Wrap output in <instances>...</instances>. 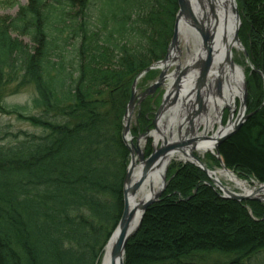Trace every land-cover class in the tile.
Masks as SVG:
<instances>
[{"label":"trees","instance_id":"trees-1","mask_svg":"<svg viewBox=\"0 0 264 264\" xmlns=\"http://www.w3.org/2000/svg\"><path fill=\"white\" fill-rule=\"evenodd\" d=\"M236 2L238 38L251 65L250 115L218 154L224 166L264 183V168L237 157L232 145L248 141L264 157V0ZM17 6L0 17V112L39 131L0 142V264H99L123 210L130 153L122 117L131 84L165 57L178 4L27 0ZM153 78L151 70L136 86ZM11 84L15 92L33 86L36 113L4 102ZM160 100L158 90L137 107L133 138L152 128ZM167 179L161 200L146 209L126 244L124 264H261L262 202L221 198L205 172L188 163L172 165Z\"/></svg>","mask_w":264,"mask_h":264},{"label":"water","instance_id":"water-1","mask_svg":"<svg viewBox=\"0 0 264 264\" xmlns=\"http://www.w3.org/2000/svg\"><path fill=\"white\" fill-rule=\"evenodd\" d=\"M235 5H233V11L235 13L236 17V25L234 26L233 35L234 39L237 43V46L241 49H243V46L241 45L240 39L238 38V30L240 26V16L239 11L236 6V1L234 0ZM178 3V12L175 17L174 21V28L173 35L171 42L169 44L168 50L166 51V56L162 59V61L155 62V64L151 65L147 69L143 71V73L147 72L150 69H160V73L157 77V80L154 81L152 84H150L148 87H146L142 92L137 93L135 84L136 80L133 82L132 88H131V95L130 99L128 101V104L126 106V111L124 114L123 120L124 125L122 127V139L125 143V145L128 147L130 152V162L127 167L124 183H123V210L121 213V216L118 220V223H116V227L110 234V237L107 240V243H105V246L103 248V254L101 256L100 264H123V258H124V252H125V245L128 240V238L134 233V231L138 228L139 222L141 221L142 215L146 208L151 205L156 199H158V196L161 194V189L165 187V176L162 175V185L160 186L157 191L147 198L143 203H141L139 209L140 214L139 218H136V209L133 202V199L136 197L138 190L140 189L141 185L144 182L146 173L152 168L155 161L162 156L164 153L171 149H177L181 150L183 147L193 144L196 139L199 137H189L188 133L192 132V123L194 120V117L199 113L201 107V99L199 96V92L201 88L205 84V78L208 75V70L210 68L211 64V57H212V50H214L211 46L212 43V33H210L207 29H205V26L203 25V22L198 21L195 19L194 14H192L190 6L188 4V0H177ZM185 21L192 25L196 31L201 36V46L204 49L206 59H200L198 61H191L190 64L185 65L181 67L180 65H176L173 71L166 73L170 65H172V61L176 60L175 55H173V51L178 50V35H179V28L180 25H182V21ZM244 53L247 56V53L244 49ZM192 68L193 72L198 70V78H196L194 86H196V89H194V86L191 85V87H188V81L184 80V77L187 76L188 69ZM142 76V73L140 74ZM168 80V88L165 89L161 103L156 111L155 119L153 121L154 123V130L148 131L146 133L141 134L136 139V144H133L131 141L129 126H130V118L133 114L134 107L136 103H140L146 96L153 95V93L162 85H165V81ZM217 91H220V81L217 82ZM264 90V89H263ZM242 94V101L240 104V114L241 116L236 119L235 122H231V116H229L227 123H231V127L229 131H226L225 133L218 135V138L216 139V144L219 145L222 141L227 139L233 131H236L242 124V120H245L250 114H246L244 116L245 111V96H246V90L244 87ZM197 103L198 109L196 110L195 101ZM193 101V102H191ZM191 102V103H189ZM170 107H173L175 109L176 114L179 119L177 121H169L168 122V130L169 136L165 137L166 135L161 132V135H157V118L158 115H161L162 112L165 110H169ZM186 113L184 114V112ZM242 112V113H241ZM243 118V119H242ZM242 119V120H241ZM175 123H178L176 135H174L171 131ZM188 123L189 127H186L182 133V127H184V124ZM219 128L216 130L218 132ZM153 136L155 141V146L152 149V152L145 157L144 152L139 149L138 142L140 139H146L147 137ZM205 137V136H201ZM210 138V137H206ZM159 142V145H157V142ZM194 160L197 162L198 167H200L204 172H206L209 176V170L204 167V165L201 164V162L194 156ZM136 166L140 167V171L138 175L134 174V170ZM165 174V173H164ZM211 183L219 190L220 197L221 198H229L235 201H246V200H253V201H264V183L258 184L257 187L253 188L250 192L246 193L244 191L241 192H234L232 190H229L226 187H223L224 185L216 179H213L209 177Z\"/></svg>","mask_w":264,"mask_h":264},{"label":"bare ground","instance_id":"bare-ground-1","mask_svg":"<svg viewBox=\"0 0 264 264\" xmlns=\"http://www.w3.org/2000/svg\"><path fill=\"white\" fill-rule=\"evenodd\" d=\"M192 14H194L195 19L200 22H203L205 29L212 33V66L208 70V75L205 78V84L202 88V96L204 98V103L207 105L208 109L213 110L214 115H211L208 110L207 113H201V118L196 119L192 125V132L188 134L189 137H198L200 134L196 131V128L200 126H205V131L202 133H207L209 130H212L215 126V123L219 121V110L223 105H228L229 108L235 107L236 98L242 96L244 90V75L243 68L232 61V49L237 46V43L234 39L233 30L236 25V17L233 11V5H235L234 0H188ZM188 29L192 35L191 39L195 45L196 52L190 53V56L187 61H198L205 56L203 47L200 45L198 40V35L194 29L187 27L186 22L183 20L182 25L179 28V36L185 35V30ZM175 54V53H174ZM173 54V55H174ZM176 55V54H175ZM192 68L188 69L187 76L184 77V80H187L188 87L191 85L194 86L195 79L198 75V70L193 72ZM220 81V91L216 92L214 90L217 82ZM165 110L158 115L157 118V135H161L163 132L166 136H169L170 130H168V121L176 120L177 115L175 109ZM167 112V113H166ZM186 111L184 112V114ZM242 113V112H241ZM169 115V118L166 119V116ZM239 116H241L239 112ZM240 118V117H239ZM199 122V123H198ZM178 124V123H177ZM231 123H228L227 126L219 127L218 132H214L210 138H198L193 144L183 147L181 150L171 149L160 156L152 166V168L146 173L143 184L137 192L136 197L133 199V204L136 209V218H139L140 214V205L147 198L152 196L157 189L162 185V175H164L165 170L167 169L168 163L174 158L178 160L191 162L194 160V152L205 153V152H214L215 144L218 135L229 131ZM176 126L172 128V133L176 135ZM186 127H182V133ZM140 167L136 166L134 174L138 175ZM213 177L217 179L219 177H225L228 182L233 184V187L240 189L246 193L250 192L252 188L248 187V183L242 180H239L226 169H218L214 173L211 172Z\"/></svg>","mask_w":264,"mask_h":264},{"label":"rangeland","instance_id":"rangeland-1","mask_svg":"<svg viewBox=\"0 0 264 264\" xmlns=\"http://www.w3.org/2000/svg\"><path fill=\"white\" fill-rule=\"evenodd\" d=\"M26 1L27 0H0V17L5 16V15H10V16L13 15L17 11V8H18L17 5L21 6V5L25 4ZM236 6H237V2H236ZM237 9H238V6H237ZM238 11H239V9H238ZM239 16H240V11H239ZM240 21H241V17H240ZM240 25H241V23H240ZM187 27H191V26L188 25ZM239 28H240V26H239ZM186 30H188V29H186ZM238 33H239V30H238ZM191 37H192V35L190 34L189 31L187 33H185V35L183 34V35L179 36L178 47L180 49V54H178L177 60L175 61L176 63H174V65H176L178 62L181 66H184L185 63L187 62L188 58H189V53L195 51V45H194ZM22 39H23V41L28 42L27 38H22ZM240 42H241V45L243 46V49L239 48L238 46L231 48L232 49V61L235 64H237L243 68L244 87L246 90L245 111H247L248 90H247L246 79L248 77L247 68L251 67V65L248 61V56H246L244 53V49H245L244 45H243L241 40H240ZM173 67L174 66L172 64V66L169 68V71L173 70ZM153 71H154V78L146 81V83L144 84L145 85L144 87H136L137 92L142 91L143 88L145 89L146 86H148L152 81H154L157 78L158 73H159V69H153ZM13 86H14V84L7 85L6 90H4V92H3L4 102L7 105L26 106L27 108H29L28 112L36 113L37 111L33 110L31 107L32 106L31 100L35 95V90H34L33 86L29 85V86L22 87L19 90H17V92L14 91L15 87H13ZM165 89H166V86L161 87V89H160L161 94L164 93ZM242 99H243L242 96H239L238 98H236V101H234L235 102L234 108H229L228 105L222 108V110L220 112L221 113V123L224 126L228 125L227 121H228L229 116H231V122H235L236 119H238L239 111H240V104H241ZM137 107H139V105L135 106V108H134L133 114L130 118V126L132 124H134L135 117H133V116H134L135 110H137ZM245 111H244V116L246 115ZM212 115H213V113H212ZM167 118H169V115L166 116V119ZM245 120H242V123ZM217 126H218V123L216 122L214 128L212 130H209V133L206 136L207 137L211 136V134L217 130ZM38 131H39V129H34L32 126H30V124L28 122H26L25 119L21 118L19 115L7 113L4 111L0 112V142H4V141L7 142L9 140L13 141L15 139L13 134H16V133L22 135L23 132H26V133L27 132H37L38 133ZM197 131L199 133L202 132L203 131V125L200 126L197 129ZM235 132L236 131H233V133H235ZM130 135L132 137V139H131L132 143L136 144V139H137V137H139L140 134L134 138H133L132 134H130ZM231 135H232V133H231ZM204 138H206V137H204ZM146 143H147L146 140H141V139L138 142L139 149H141L144 153H145ZM232 145L237 147L236 148L237 149L236 150L237 157H238V155L240 156V154L245 156V157L247 156L251 159L250 163L253 166H255V167L257 166L259 168H264V157H263V155H261L262 151H259L255 148L254 149L250 148L248 141H245V140L244 141H242V140L234 141ZM218 146L219 145L217 144L214 152H205L204 154L203 153L200 154L198 152L193 153L195 155V157L201 162V164L204 165V167L209 170V172H210L209 176L205 172L208 179H209V177H211V178L219 181L220 184L222 183L224 185L223 187H226L229 190H232L234 192H241L240 189L233 187L234 185L231 184L230 182H228L225 177H219L217 179L216 177H213V175L211 174V172L214 173L218 169H226L230 173L232 172V174H234V176H236L237 179L247 182L249 188H255L258 186V184H260V182L256 181L255 179L245 178V177L241 176L239 173H237L235 170L231 169V167L228 168L227 166H224L225 164H224L222 158L220 157V155L218 154ZM151 149H152V147H151ZM243 156H242V158H243ZM183 162H185V161L178 160V158H174L173 160H171L168 163V165L166 167L167 169L165 170V174H164L165 183H166L165 187L163 189H161V194L158 196V199H156V201H154L152 204H155V203L159 202V200H161L162 195H163V193L167 187V183H168L167 173H168L169 169L171 168V166L172 165L176 166V165H179L180 163L185 164ZM186 163L192 164V165L198 167V164L196 161H191V162H186ZM198 168H200V167H198ZM246 201H248V200H246ZM262 203L264 204V201H262ZM151 205H149V206H151ZM145 211H144V213H145ZM144 213H143V215H144ZM143 215H142V217H143ZM141 220H142V218H141ZM140 224H139L138 228L134 231V233H132V235L128 238L126 244H128V241L130 240V238L133 237L134 234H136V232L138 231V229L140 227ZM183 225L184 226H182V227H186L185 224H183ZM194 226L199 228V225H194ZM211 230H213V228L208 229V231H211ZM125 247H126V245H125ZM101 256H100L99 264L101 261ZM124 256H125V252H124ZM257 258H259L258 260L260 261L261 264H264V253L260 254ZM123 264H124V258H123Z\"/></svg>","mask_w":264,"mask_h":264},{"label":"flooded vegetation","instance_id":"flooded-vegetation-1","mask_svg":"<svg viewBox=\"0 0 264 264\" xmlns=\"http://www.w3.org/2000/svg\"><path fill=\"white\" fill-rule=\"evenodd\" d=\"M220 84H221V82H220Z\"/></svg>","mask_w":264,"mask_h":264}]
</instances>
